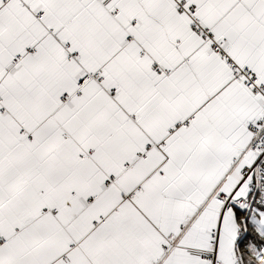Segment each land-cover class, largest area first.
<instances>
[{
	"label": "snow or ice",
	"instance_id": "1",
	"mask_svg": "<svg viewBox=\"0 0 264 264\" xmlns=\"http://www.w3.org/2000/svg\"><path fill=\"white\" fill-rule=\"evenodd\" d=\"M0 264H264V0H0Z\"/></svg>",
	"mask_w": 264,
	"mask_h": 264
}]
</instances>
